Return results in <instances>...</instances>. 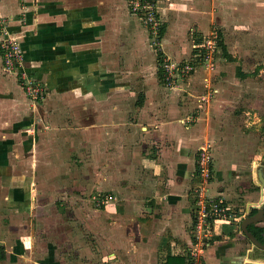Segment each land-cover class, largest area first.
Segmentation results:
<instances>
[{
  "label": "crops",
  "instance_id": "obj_1",
  "mask_svg": "<svg viewBox=\"0 0 264 264\" xmlns=\"http://www.w3.org/2000/svg\"><path fill=\"white\" fill-rule=\"evenodd\" d=\"M20 1L23 3L27 0H0V33L2 19H8L6 22L13 30H20L24 34L22 41L29 76L47 85L50 94L59 89L65 97L77 103L78 117L81 124H85L81 132L90 136V154H97L95 160L98 159L100 164L105 162L104 170L111 171L104 177L109 178L107 184L111 185L112 182L118 187L115 191L121 193L119 189L125 187L128 180L126 174H129L128 177H133L131 183L139 191L144 188V193L141 199L133 202L126 196L116 195L119 201L104 209L95 208L93 226L89 232L94 235L91 242L100 247L101 255L93 253L89 245L84 246L78 230L74 232L75 242L70 244L64 230L53 226L56 224L54 222H59L56 216L50 214L49 219H42L48 216L46 211L40 208H37V212L33 211L35 204L40 207L43 200L49 197L55 200L62 191H66L63 180H55V171H60V166L58 168L56 159L52 158L55 154L54 147H50L52 142L47 143L51 136L48 138L47 130L36 127L32 113L29 115V102L19 87L0 76V249L5 253L0 264L19 258L22 253L28 264H168L171 256L181 257V264H189L191 251L199 245L194 234L193 198L188 197L187 188L190 182H194L191 173L196 169V148L207 138L208 130L199 127V124L187 129L177 123L179 115L176 116V112L179 108L175 97L164 101L159 90L155 94L162 82L158 70L150 69L151 76L148 78H152L151 84H144L141 90H146L140 91L135 100L134 109L140 116L132 117L147 121L149 130L145 133L136 129L135 136H139L134 138L141 142L130 140L126 141L127 145L121 146L123 150L126 146L130 150L133 148L132 160H137L136 164L143 171L142 177L148 176L146 181L143 178L134 182L132 167H122L123 172L114 175L117 167L110 165L112 159L109 158L115 152V139L122 134H115L118 129L114 128V123L116 119L123 122L131 117L129 109L132 104L125 101L128 111L118 110L115 114L117 106L113 100L111 103L106 100L100 103L96 96L88 92L95 87L93 81L100 80V69L109 66L110 62H116L118 56L112 54L118 49L125 51L129 48L128 45L125 47L116 43L130 40L127 36L132 33L133 36H140L136 48L146 47V43L141 41H147L148 28L145 26L146 30L137 18L129 14L126 0H40L42 3L38 14L33 13L34 6L22 11ZM161 5L162 16L168 23L162 29L161 39L154 45V53L150 56L144 54L147 64L152 63V67L154 59L156 65L159 63L158 52L169 59H183L190 54L193 29L204 35L212 24L219 25L221 30L218 31H222L219 35L223 34L225 50L230 53V46H227L229 33L233 37L241 33L240 29L246 27L245 22H264V0H164ZM24 13L26 22H31L26 30L13 26L15 20L22 22ZM239 23L242 25L239 26ZM223 58L227 60L225 56ZM1 61L0 54V65ZM102 64L105 66L101 67ZM121 85L129 86L125 83ZM151 92H154L153 100ZM224 92L221 90L217 99L219 104L213 106L212 112L220 114V106L225 112L234 110L236 113L239 105L236 106L237 103L229 100L228 96L226 98ZM229 103L234 107H230ZM104 106L107 114L97 113L103 111ZM163 111L170 114V120L154 127L152 124L161 117V113L164 114ZM229 113H226L228 117L231 115ZM229 118L235 119L233 112ZM166 125L169 126L166 128ZM226 127L231 128L229 124ZM33 128H37L36 134ZM150 132L160 142L158 148L151 146L148 140ZM223 138L217 151L214 165L216 177L212 186L220 187L226 182H233L236 186L242 178L248 183L245 185L259 187L258 199L247 203L252 208H258L264 204V186L259 177V170L264 176V167L256 166L259 164L258 156L252 157L250 164L246 161L243 163L244 148L236 150L238 144L229 145L227 138ZM53 145L59 153L60 143L54 142ZM101 155H106V158L100 159ZM221 160L225 163H221ZM148 172L154 174L148 175ZM95 185L101 186L99 180ZM95 185L92 187L95 188ZM239 192L225 193L226 199L237 202ZM30 217L32 221L46 222L47 227H42L41 241L37 240L40 234H35ZM240 223L230 221L216 224L203 246V264H264V249L252 244L242 232ZM256 226L264 227V223ZM23 242L27 244L25 248Z\"/></svg>",
  "mask_w": 264,
  "mask_h": 264
},
{
  "label": "rangeland",
  "instance_id": "obj_2",
  "mask_svg": "<svg viewBox=\"0 0 264 264\" xmlns=\"http://www.w3.org/2000/svg\"><path fill=\"white\" fill-rule=\"evenodd\" d=\"M164 0H157V11H158V21L162 22V29L164 25L168 23L166 18L163 17L161 10H163L162 2ZM21 10H25L29 6H34L33 13L38 14L41 9V1L40 0H27L21 3ZM28 5H25V3ZM126 5L129 11V14L132 17L137 18L140 23L145 27L146 19H141L137 14L135 15L129 8V4L126 0ZM239 11V10H238ZM136 12V11H134ZM21 13V12H20ZM34 16V15H33ZM26 16L24 13V18L22 22L14 21L13 26L21 28H25L27 24L29 25L31 22H26ZM6 21L8 19H2V32L0 33V54L2 56V61L0 65V76L6 80V82L15 83L16 86L19 87L20 91L23 92V95L26 97L27 102L29 104V115L35 119L36 127L40 126V129L47 130V137L51 136L48 139L47 143L52 144L50 147H54V157L56 159V165L58 168L60 166V171L56 170L55 174L56 179L61 178L62 184L66 185V191H62L61 195L54 197L53 200L51 197L43 200L42 204H35L33 209L34 212H37L38 209H43L48 213L47 217H43L42 219H49L50 214L56 216V219L59 222L53 226L61 227L66 234L67 241L70 244L75 242L74 232L78 230L81 232V242L85 245H89L92 249L93 253L101 255L102 251L100 247L95 246L94 243L91 242L93 238V234L89 232V228L93 226L92 219L95 208L104 209L109 204L114 201H119L118 196H126V199H129L130 202L137 201L142 198V194L144 193V188L142 191H139V188L134 183L133 177H128L129 174H126L128 180L125 181L126 185L123 189H119L121 193L115 191L118 187L115 186L111 182V185H108L107 182L109 178H104L108 174H111V171H105L106 167L104 164H100L95 157L97 154H90L89 147V139L90 136H86L83 132L82 126L85 124H81L80 118L78 117V108L76 106V102L71 100L70 97L66 98L63 94V91L59 89L54 91L53 95L50 94L48 86L42 84L36 80L26 81L24 78V72L26 70L25 64V51L23 49V35L19 31L13 30L12 26L8 24ZM261 23V24H258ZM264 22H245L246 27L244 29H240L241 33L238 32L235 37L233 34L229 33V37H227V46H230L229 55L231 58L223 55V48L221 47V42L223 41L222 36L219 35V46L215 51L205 52L200 54L199 49H195L194 44H198L203 42V36H208L212 32L213 34L222 33L219 29V25L212 24L210 30L204 35H200L196 32L195 29L192 30V34H194V40L190 45L192 49H190L191 53L188 54L183 59H168L163 57V62L172 61L173 65L179 67L176 70H171V72H166L162 65L163 62L155 64V59L152 63L147 64V61L144 58V54L150 56L149 54L154 53V43L156 40L155 35H151L147 30V41L146 47L136 48V42L140 40V36H133L132 33L127 38L130 40L121 41L119 40L116 44L120 46H129V48L125 51L123 49H118V52L112 54V56L116 57V62L108 63L109 66H105V64L100 65L104 68L100 69V77L99 81H93L95 85L93 91H88L96 96V100L102 103L105 100L108 103H111L112 100L116 104V112L118 110H122L127 112L128 106L124 103L125 101L132 104L131 112L125 121L121 122L116 119L115 134H120L115 139V152L113 157L110 155L109 158L112 159L110 161V165L117 167L113 174H121L123 172L122 167L131 168L133 170L134 182H138L139 179L142 180L144 177L143 171L140 170L139 165L136 164L137 160L134 162L132 149L130 150L127 146L123 147L125 150L121 148V146L127 145L126 141H134L141 142L140 139L134 138L135 130L138 129L140 132L147 133L149 130V124L146 122H142V120L137 118H132L136 116H140L139 113H136L134 107L136 106L135 100L143 89L142 86L146 83L152 81V78H148L150 75V69L158 70L160 73L162 83L159 88L155 91L159 90L161 92V100H170L172 97H175V102L179 111L176 112L177 123H181L187 129L194 127L193 125L199 124V127H205L208 130L206 132L207 138L203 139L202 142L196 148V169L191 174V178L194 182H190L191 184L187 188L186 196L193 198L192 201V211L194 198L197 194L196 188L201 186L202 178H197V164L199 158L201 157V148H208L211 151L213 160L211 163V172L212 179L208 187L212 188V193L215 196H220L222 199H225L227 205L231 212V217L235 218L231 221H240L252 211V207L247 205V203H251V200L258 199L257 194L260 192L259 187L256 185H245L248 184L244 182V179H240L238 181V186L233 182L223 183L218 187L217 185L212 186V181L215 179L214 173V165L217 161V151L219 147L220 141L223 140V137H226V142L229 145L238 146L235 148L239 150V148L243 149V163L245 161L247 163H252V157L258 156L259 164L256 166L264 167ZM242 23H239V26ZM14 27V28H15ZM165 29V28H164ZM157 31L156 27L154 28ZM225 32V31H224ZM126 37V36H125ZM124 37V39H126ZM139 39V40H138ZM138 44V42H137ZM230 44V45H229ZM139 45V44H138ZM149 46V48H147ZM236 46V47H235ZM130 50V51H129ZM196 50V51H194ZM17 51L19 55H21V67L19 69L13 68V66H7L11 52ZM131 52V53H130ZM192 52H194V56H192ZM135 53V55H134ZM132 54V57L130 56ZM227 60H225L223 57ZM131 57V58H130ZM205 57V58H203ZM208 57V58H206ZM139 58V59H138ZM219 60V63H218ZM146 62V63H145ZM98 65V63H97ZM151 67H150V66ZM99 66V65H98ZM173 67V66H171ZM144 68V69H143ZM180 68V69H179ZM25 69V70H24ZM143 70V71H142ZM110 71V72H108ZM173 72V73H172ZM174 74V75H173ZM29 75V74H28ZM169 78V79H168ZM169 81H168V80ZM30 84L31 90L25 91L24 84ZM127 82V83H126ZM121 83H125L129 86L122 87ZM92 85V83H90ZM29 86V87H30ZM152 86V85H151ZM223 87V89H221ZM147 88V87H145ZM149 88V87H148ZM146 90V89H144ZM221 90H225L224 95L229 100H233L236 106L239 105L235 113L234 110H228L225 112L224 108L219 106L220 114L212 112L213 106H218V101ZM95 91V92H94ZM153 94L154 99V92ZM159 95V94H157ZM73 96V95H71ZM74 98V97H72ZM230 107H234L233 104L229 103ZM103 108V107H102ZM165 109V107H163ZM164 114L161 113V117L155 119L156 122L152 125L154 127H159L162 122L167 123L170 118L169 113L163 111ZM232 112L234 114L235 119L231 120ZM101 115H106L107 110L97 111ZM226 113L231 114L229 117ZM175 116V115H174ZM109 118V117H107ZM176 118V117H175ZM110 119V118H109ZM140 120V121H139ZM119 121V122H117ZM228 121L229 123H227ZM103 122V121H102ZM229 124L231 126L228 129L226 126ZM151 125V124H150ZM141 126H144L141 128ZM166 125L165 127L167 128ZM158 128L155 130L157 131ZM37 128H33L34 134H36ZM226 133L223 136V133ZM143 133V134H145ZM105 134V133H104ZM116 137V136H115ZM154 133H148V140L151 142V146L154 148H158L159 141L155 140ZM60 143L59 153L57 151V147L53 145V143ZM147 142V140H145ZM143 143V140H142ZM251 149V151H250ZM227 157H230L229 154H225ZM99 157V156H98ZM112 157V158H111ZM154 157V156H153ZM101 158H106V155H101ZM219 159V157H218ZM246 159V160H245ZM132 160L131 164L130 161ZM221 163H225L222 160ZM255 167V165H254ZM103 169V170H101ZM135 169V170H134ZM254 169V168H253ZM154 174V172H148V175ZM64 178V179H63ZM148 176L144 178L146 181ZM104 179V180H103ZM156 180L161 178L155 177ZM97 180H99L101 186L96 187ZM191 180V179H190ZM95 185V188L92 186ZM75 186V187H74ZM239 192V196L237 197V202L226 199L225 193L232 194L233 192ZM118 195V196H116ZM252 196V197H251ZM256 196V197H254ZM51 198V199H50ZM262 206V205H260ZM258 206V207H260ZM30 211V210H29ZM83 214V215H82ZM238 219V220H237ZM34 219L32 221L31 217L29 222L34 223L35 234L37 232L40 234L37 236V240H42L43 237V228H46L44 221H36ZM101 222V221H100ZM43 227V228H42ZM195 234V233H194ZM80 240V239H78ZM85 241V243L83 242ZM24 248L27 244H24ZM81 244V243H79ZM21 246V245H20ZM86 252H84L85 254ZM90 252H88L89 254ZM40 254H42L40 252ZM90 255V254H89ZM21 257V259H20ZM19 258H14L11 260H7L5 264H28L27 259L25 258L24 253ZM89 256H87L88 258ZM20 261H19V260Z\"/></svg>",
  "mask_w": 264,
  "mask_h": 264
},
{
  "label": "built area",
  "instance_id": "obj_3",
  "mask_svg": "<svg viewBox=\"0 0 264 264\" xmlns=\"http://www.w3.org/2000/svg\"><path fill=\"white\" fill-rule=\"evenodd\" d=\"M127 2L129 4V7H131L129 9H132L131 12H133L135 15L137 14V16H139L142 20L146 19L145 26L148 28L152 35L156 36V40H158L159 33L162 30V22L158 21L159 19L157 17V0H127ZM155 27L157 31L154 30ZM213 33L215 32H212L208 36L204 35L203 42L194 44L195 49H199L200 54L205 52H209L210 54V52L215 51V49L218 48L219 33ZM156 42L157 41H155L154 43ZM17 53V51H13L10 53L9 58L6 59L8 61L7 66H13V68L17 69L21 67L20 65L22 58L21 55ZM163 64L164 65H162V67L167 73L171 72V70L177 71V68L179 67V65L174 66L172 61L163 62ZM23 75L26 81H28V79L33 80L26 71ZM29 86L30 84H28V82L24 84L25 91L31 90V86ZM201 151V157L199 158L197 164L196 177L198 179L202 178V185L196 188L197 194L194 198L193 204V213L195 217L194 233L198 241L197 245H199V247L191 251L189 264H203L201 258L203 246L206 243V239H208L212 232H214L216 224L218 222H230L231 220L235 219L231 217V212L226 200L222 199L220 196H215L212 193L211 187L209 189L205 188V186L208 187L211 184L209 178L212 179L211 163L213 160V156L211 153L212 149L211 151H209L208 148H201Z\"/></svg>",
  "mask_w": 264,
  "mask_h": 264
},
{
  "label": "water",
  "instance_id": "obj_4",
  "mask_svg": "<svg viewBox=\"0 0 264 264\" xmlns=\"http://www.w3.org/2000/svg\"><path fill=\"white\" fill-rule=\"evenodd\" d=\"M259 177L264 186V176L262 171L259 170ZM264 223V204L258 207V211L254 214H247L241 221L240 227L245 236L252 242V244L258 248L264 249V242L260 241L251 231L250 226L259 225ZM264 236V233H262Z\"/></svg>",
  "mask_w": 264,
  "mask_h": 264
},
{
  "label": "trees",
  "instance_id": "obj_5",
  "mask_svg": "<svg viewBox=\"0 0 264 264\" xmlns=\"http://www.w3.org/2000/svg\"><path fill=\"white\" fill-rule=\"evenodd\" d=\"M162 36V30L159 33L158 39H161ZM221 46L224 49V55H226V57L231 58V56L229 55V53L225 50V46L223 44V42H221ZM158 56V62L161 63L163 60V53L162 52H158L157 54ZM28 73V71H27ZM161 73V72H160ZM161 77V76H160ZM32 78V77H31ZM34 80V79H33ZM162 81V79H161ZM139 100H143V98H139ZM257 212V209L253 210V213ZM250 231L262 242H264V236L262 235V233H264V227H260V226H256V225H252L250 226ZM5 257V253L3 250L0 249V259H4ZM183 262V259L181 257H169L168 260V264H181Z\"/></svg>",
  "mask_w": 264,
  "mask_h": 264
},
{
  "label": "flooded vegetation",
  "instance_id": "obj_6",
  "mask_svg": "<svg viewBox=\"0 0 264 264\" xmlns=\"http://www.w3.org/2000/svg\"><path fill=\"white\" fill-rule=\"evenodd\" d=\"M254 209H257V211H258V208H253L252 211L250 212L251 214H254V213H253V210H254ZM255 213H256V212H255Z\"/></svg>",
  "mask_w": 264,
  "mask_h": 264
}]
</instances>
